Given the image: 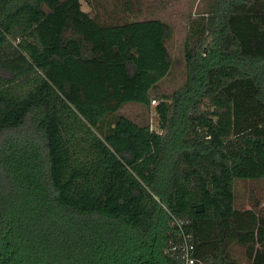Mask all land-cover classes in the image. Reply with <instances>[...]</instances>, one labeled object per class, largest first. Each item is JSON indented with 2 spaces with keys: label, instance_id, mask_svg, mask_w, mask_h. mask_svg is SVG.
<instances>
[{
  "label": "trees",
  "instance_id": "16d2710c",
  "mask_svg": "<svg viewBox=\"0 0 264 264\" xmlns=\"http://www.w3.org/2000/svg\"><path fill=\"white\" fill-rule=\"evenodd\" d=\"M134 3L0 0V264H185L184 236L264 264V199L236 192L264 182V0L190 21L171 95L172 29ZM151 101L156 130L119 114Z\"/></svg>",
  "mask_w": 264,
  "mask_h": 264
},
{
  "label": "rangeland",
  "instance_id": "374dc122",
  "mask_svg": "<svg viewBox=\"0 0 264 264\" xmlns=\"http://www.w3.org/2000/svg\"><path fill=\"white\" fill-rule=\"evenodd\" d=\"M103 1V0H101ZM112 2V0H105ZM140 9V14L133 20L143 21L157 19L166 22L172 29V37L166 42L170 53L172 68L169 75L161 81L158 91L171 95L185 82L184 42L188 33L189 23L192 19L202 16L208 11L212 0H134ZM84 11H91V0H81ZM109 6V5H108ZM159 101L146 109L140 104L130 103L125 105L119 112L140 125L148 124L152 129H157V116L155 108ZM237 206L241 209H250L249 195L255 194L264 199V182H239L236 189ZM264 204V201H263ZM241 260L245 261V249L235 248Z\"/></svg>",
  "mask_w": 264,
  "mask_h": 264
},
{
  "label": "built area",
  "instance_id": "2783aa9c",
  "mask_svg": "<svg viewBox=\"0 0 264 264\" xmlns=\"http://www.w3.org/2000/svg\"><path fill=\"white\" fill-rule=\"evenodd\" d=\"M153 103H155V101H153ZM182 250L184 253L185 264H196L198 262L191 256L193 246L189 243V239L186 236L183 237Z\"/></svg>",
  "mask_w": 264,
  "mask_h": 264
},
{
  "label": "crops",
  "instance_id": "0c3cea01",
  "mask_svg": "<svg viewBox=\"0 0 264 264\" xmlns=\"http://www.w3.org/2000/svg\"><path fill=\"white\" fill-rule=\"evenodd\" d=\"M140 13H141V12H140L139 10H137V11H136V16L139 15ZM136 16H132V21H138V20H133L134 17H136ZM147 20H149V19H147Z\"/></svg>",
  "mask_w": 264,
  "mask_h": 264
},
{
  "label": "water",
  "instance_id": "95a60500",
  "mask_svg": "<svg viewBox=\"0 0 264 264\" xmlns=\"http://www.w3.org/2000/svg\"><path fill=\"white\" fill-rule=\"evenodd\" d=\"M203 211V209L202 208H200L199 210H198V212H202Z\"/></svg>",
  "mask_w": 264,
  "mask_h": 264
}]
</instances>
